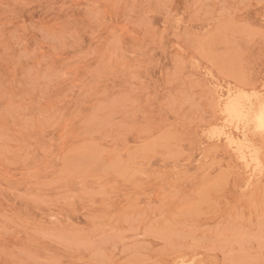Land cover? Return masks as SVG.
Masks as SVG:
<instances>
[{
  "label": "rangeland",
  "instance_id": "374dc122",
  "mask_svg": "<svg viewBox=\"0 0 264 264\" xmlns=\"http://www.w3.org/2000/svg\"><path fill=\"white\" fill-rule=\"evenodd\" d=\"M263 106L264 0H0V264H264Z\"/></svg>",
  "mask_w": 264,
  "mask_h": 264
},
{
  "label": "bare ground",
  "instance_id": "6f19581e",
  "mask_svg": "<svg viewBox=\"0 0 264 264\" xmlns=\"http://www.w3.org/2000/svg\"><path fill=\"white\" fill-rule=\"evenodd\" d=\"M239 108H240V103L239 102H233V103H231L229 105V107L227 108L226 112L229 114L230 117H232V118H238V116L239 117L241 116V113L239 112ZM256 123L259 125L258 126L259 128H261L264 125V106L259 111V114H258V116L256 118ZM263 131H264V129H263ZM246 163H247V161H246ZM247 167H250V166H247Z\"/></svg>",
  "mask_w": 264,
  "mask_h": 264
}]
</instances>
